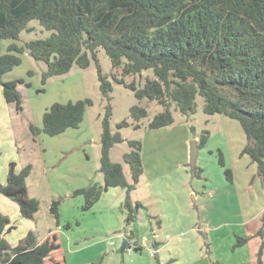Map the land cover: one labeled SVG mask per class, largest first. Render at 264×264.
<instances>
[{
    "label": "rangeland",
    "instance_id": "obj_1",
    "mask_svg": "<svg viewBox=\"0 0 264 264\" xmlns=\"http://www.w3.org/2000/svg\"><path fill=\"white\" fill-rule=\"evenodd\" d=\"M51 32L32 19L18 39L2 41L3 51L12 43L25 45ZM97 55L98 61L91 59L88 67L74 64L67 73L52 76L43 84L47 64L25 51L22 63L4 76L6 80L24 79L18 86L24 109L18 111L0 92V182L6 183L10 161L19 166L31 163L32 173L27 178L30 196L40 201L35 218L26 219L14 200L0 194V212L17 226L6 237L9 243L16 246L33 229L38 240L56 230L66 264H257L264 182L258 164L243 153L248 139L241 124L222 113H206L204 98L197 95L194 113L184 114L172 101L174 122L149 128L150 120L165 107L147 97L138 99L128 84L134 81L143 87L147 78L154 76L153 69L123 75L113 67L104 48L100 47ZM98 65L112 84L111 131H120L124 137L113 145L110 157L123 165L129 183L133 178L124 153L131 150L130 140L142 144L144 170L129 195L124 187L106 185L100 171L108 101L100 89ZM85 98L93 103L87 106L78 128L54 136L30 130V124L42 128L43 115L53 103ZM136 104L148 111L140 127H135L130 116ZM124 119L131 124L119 128ZM205 131L207 142L199 147L192 169L191 142L197 140L198 144ZM220 152L225 165L220 163ZM227 168L232 170V180ZM94 184L102 186V195L85 209V196L72 193ZM53 199L60 200L59 223L50 211ZM127 201L135 209L132 221L127 220L131 213ZM246 235L253 236L245 245L236 246L238 236ZM125 238L129 246L121 251Z\"/></svg>",
    "mask_w": 264,
    "mask_h": 264
},
{
    "label": "trees",
    "instance_id": "obj_2",
    "mask_svg": "<svg viewBox=\"0 0 264 264\" xmlns=\"http://www.w3.org/2000/svg\"><path fill=\"white\" fill-rule=\"evenodd\" d=\"M32 19L39 20L51 34L25 45L12 43L8 51H3L2 41L18 39ZM100 47L123 75L153 69L154 76L148 77L143 87L134 81L128 84L138 99L147 97L165 107L150 120L149 128L174 122L172 101L184 114L194 113L196 97L201 95L206 113H222L241 124L248 139L243 153L258 164L264 182V0H0V92L18 111L24 109L18 87L24 79L6 80L4 76L22 63V53L28 51L47 64L42 73L45 84L50 77L67 73L74 64L88 67L91 59L98 61ZM98 70L100 89L108 101L100 171L106 185L124 187L129 195L144 170L142 144L130 140L131 150L124 153L133 178L129 183L123 165L110 157L113 145L124 137L120 131H111L112 84L99 65ZM92 103L90 98L55 102L45 111L42 128L30 124V130L54 136L78 128ZM147 115L145 106H132L130 116L135 127H140ZM130 124L124 119L118 127ZM207 138L205 131L198 147L205 145ZM220 163L225 165L222 152ZM32 169L28 163L17 170V162L10 161L6 183L0 182V193L14 200L26 219H34L40 207L39 199L29 194L27 178ZM226 173L232 180V170L227 168ZM102 191L101 185L94 184L77 188L72 194L84 195V208L88 209L100 199ZM126 205L131 210L127 220L132 221L135 209L129 201ZM59 207L60 200L53 199L50 211L57 223ZM262 221L257 231L262 238L257 264H264V214ZM14 227L10 217L0 212V264H66L56 230L40 241L30 230L12 246L5 233ZM252 236H238L235 245H245Z\"/></svg>",
    "mask_w": 264,
    "mask_h": 264
},
{
    "label": "water",
    "instance_id": "obj_3",
    "mask_svg": "<svg viewBox=\"0 0 264 264\" xmlns=\"http://www.w3.org/2000/svg\"><path fill=\"white\" fill-rule=\"evenodd\" d=\"M198 150H199V147L197 144V140H193L191 142V151H190V160H191L190 164H191L192 169H194L196 166ZM127 244H128V239L125 238L121 245V251H124L126 249Z\"/></svg>",
    "mask_w": 264,
    "mask_h": 264
},
{
    "label": "crops",
    "instance_id": "obj_4",
    "mask_svg": "<svg viewBox=\"0 0 264 264\" xmlns=\"http://www.w3.org/2000/svg\"><path fill=\"white\" fill-rule=\"evenodd\" d=\"M25 166V165H24ZM24 166H19L18 165V163H17V170H20L22 167H24ZM7 172H8V166L6 167V178H7ZM32 173V172H31ZM30 176V175H29ZM28 176V177H29ZM29 187V186H28ZM0 194H2V193H0ZM29 194H30V188H29ZM5 196V195H4ZM18 208H19V206H18ZM250 219H247V221H249ZM17 227V226H16ZM15 227V228H16ZM14 228V229H15ZM33 229V228H32ZM34 230V229H33ZM11 232V230L9 231V232H7V233H5V237H7V235H8V233H10ZM42 240V239H41ZM40 241V240H39ZM250 241V240H249ZM156 242V241H155ZM155 244V243H154ZM244 264H246V263H244Z\"/></svg>",
    "mask_w": 264,
    "mask_h": 264
},
{
    "label": "built area",
    "instance_id": "obj_5",
    "mask_svg": "<svg viewBox=\"0 0 264 264\" xmlns=\"http://www.w3.org/2000/svg\"><path fill=\"white\" fill-rule=\"evenodd\" d=\"M155 237H157V234H155ZM145 241H146V239H145ZM152 254H154V253H152Z\"/></svg>",
    "mask_w": 264,
    "mask_h": 264
}]
</instances>
